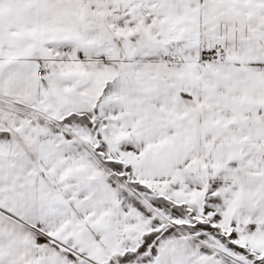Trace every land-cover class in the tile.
Wrapping results in <instances>:
<instances>
[{"label":"snow or ice","instance_id":"obj_1","mask_svg":"<svg viewBox=\"0 0 264 264\" xmlns=\"http://www.w3.org/2000/svg\"><path fill=\"white\" fill-rule=\"evenodd\" d=\"M0 264H264V0H0Z\"/></svg>","mask_w":264,"mask_h":264}]
</instances>
